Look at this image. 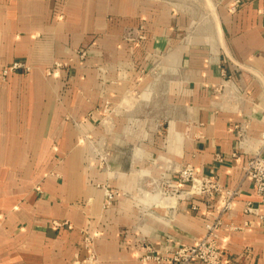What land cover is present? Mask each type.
Wrapping results in <instances>:
<instances>
[{
  "label": "crops",
  "instance_id": "1",
  "mask_svg": "<svg viewBox=\"0 0 264 264\" xmlns=\"http://www.w3.org/2000/svg\"><path fill=\"white\" fill-rule=\"evenodd\" d=\"M262 132L264 0H0V264H82L87 232L99 264H165L216 214L226 262L264 264ZM185 162L231 206H166Z\"/></svg>",
  "mask_w": 264,
  "mask_h": 264
},
{
  "label": "built area",
  "instance_id": "2",
  "mask_svg": "<svg viewBox=\"0 0 264 264\" xmlns=\"http://www.w3.org/2000/svg\"><path fill=\"white\" fill-rule=\"evenodd\" d=\"M127 40L142 39V33L134 35L131 30L124 34ZM81 54L84 51H80ZM29 66L20 60H13L1 71L6 75L10 71H27ZM264 138V132H262ZM236 154V153H234ZM244 174L251 178L257 195L264 200V154L253 153L244 165ZM150 190H154L163 198L164 204L173 207L172 199L181 198L190 200L198 195L206 205L217 207L219 210L229 208L231 201L236 195V190L221 185L213 176L198 174L190 163H182L173 175L162 174L159 181L153 184ZM183 185H187L183 188ZM151 191V192H152ZM106 203L113 201L114 191L105 188ZM190 207L197 209V204L191 202ZM246 209H251L248 205ZM219 216L216 214L211 221L205 224L206 232L192 243H181L174 249L167 250L165 254H155L152 258L163 261L165 264H228L224 259L223 252L217 246L216 226L219 224ZM94 234L87 232L84 235V246L88 249L87 256L82 264H99L98 255L94 245ZM147 258V256H145Z\"/></svg>",
  "mask_w": 264,
  "mask_h": 264
}]
</instances>
